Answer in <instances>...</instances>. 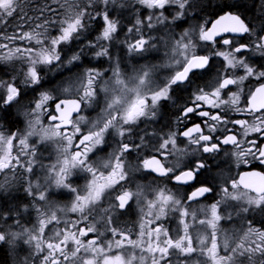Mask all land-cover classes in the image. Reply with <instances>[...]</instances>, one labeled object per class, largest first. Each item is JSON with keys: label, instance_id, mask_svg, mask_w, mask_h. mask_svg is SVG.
I'll use <instances>...</instances> for the list:
<instances>
[{"label": "snow or ice", "instance_id": "snow-or-ice-1", "mask_svg": "<svg viewBox=\"0 0 264 264\" xmlns=\"http://www.w3.org/2000/svg\"><path fill=\"white\" fill-rule=\"evenodd\" d=\"M4 250L264 264V0H0Z\"/></svg>", "mask_w": 264, "mask_h": 264}, {"label": "trees", "instance_id": "trees-1", "mask_svg": "<svg viewBox=\"0 0 264 264\" xmlns=\"http://www.w3.org/2000/svg\"><path fill=\"white\" fill-rule=\"evenodd\" d=\"M228 225H230V224H228ZM8 259H9V256L7 254V250L0 251V264H10Z\"/></svg>", "mask_w": 264, "mask_h": 264}, {"label": "rangeland", "instance_id": "rangeland-1", "mask_svg": "<svg viewBox=\"0 0 264 264\" xmlns=\"http://www.w3.org/2000/svg\"><path fill=\"white\" fill-rule=\"evenodd\" d=\"M222 227H225V228H228V229H237V228L240 227V225L239 224H236V223H230V225H228V224H222ZM8 261L10 262V259H8Z\"/></svg>", "mask_w": 264, "mask_h": 264}, {"label": "flooded vegetation", "instance_id": "flooded-vegetation-1", "mask_svg": "<svg viewBox=\"0 0 264 264\" xmlns=\"http://www.w3.org/2000/svg\"><path fill=\"white\" fill-rule=\"evenodd\" d=\"M125 219H127V218H125Z\"/></svg>", "mask_w": 264, "mask_h": 264}]
</instances>
